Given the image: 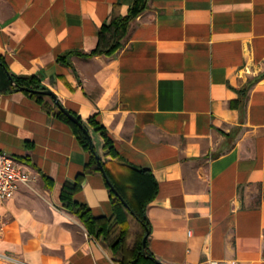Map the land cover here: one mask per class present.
<instances>
[{
	"label": "crops",
	"instance_id": "0c3cea01",
	"mask_svg": "<svg viewBox=\"0 0 264 264\" xmlns=\"http://www.w3.org/2000/svg\"><path fill=\"white\" fill-rule=\"evenodd\" d=\"M136 1L0 0V57L86 126L97 114L120 155L87 126L108 170L151 172L147 247L160 264H264V0H139L121 47L85 57ZM1 153L33 178L0 201V264H118L62 207L90 156L53 108L0 93ZM75 200L112 215L101 172Z\"/></svg>",
	"mask_w": 264,
	"mask_h": 264
},
{
	"label": "trees",
	"instance_id": "16d2710c",
	"mask_svg": "<svg viewBox=\"0 0 264 264\" xmlns=\"http://www.w3.org/2000/svg\"><path fill=\"white\" fill-rule=\"evenodd\" d=\"M143 10L144 4L138 0L125 17L113 16L110 23L104 24L99 30L96 49L85 57L112 56L121 47L129 23ZM58 61L65 63L66 58L60 57ZM9 77L13 79L14 84L10 83ZM18 87L33 90L47 89L35 77H18L11 74L4 59L0 57V93L17 92ZM21 92L34 99L46 111L53 108L56 117L70 126L78 143L90 156L84 172L77 175L73 182L63 184L60 193L62 207L81 221L92 238L101 241L111 251L118 264H160L148 251V247L144 249L142 246L143 238L148 239L149 236L146 209L156 197L158 189L151 172L133 166H123L121 172L112 173L97 155L88 132L87 126L101 136L107 156L113 159L120 158L106 128L97 121V114L88 119L86 126L76 113L69 111L81 124L79 126L65 116L51 97ZM100 166L105 170L108 179L105 181L113 210L109 218L94 217L86 205L75 200V195L80 191L85 176L100 172ZM133 227L136 228L134 233Z\"/></svg>",
	"mask_w": 264,
	"mask_h": 264
},
{
	"label": "built area",
	"instance_id": "2783aa9c",
	"mask_svg": "<svg viewBox=\"0 0 264 264\" xmlns=\"http://www.w3.org/2000/svg\"><path fill=\"white\" fill-rule=\"evenodd\" d=\"M33 177L8 154H0V201L12 199L20 185H27ZM208 264H236L233 261H210Z\"/></svg>",
	"mask_w": 264,
	"mask_h": 264
},
{
	"label": "water",
	"instance_id": "95a60500",
	"mask_svg": "<svg viewBox=\"0 0 264 264\" xmlns=\"http://www.w3.org/2000/svg\"><path fill=\"white\" fill-rule=\"evenodd\" d=\"M9 81L11 84H14V81L11 77H9ZM19 91H25L28 93H33V94H41V95H45V96H49L51 97V99L53 100L54 104H56L58 106V108L65 114V116L74 124L81 126V124L78 122V120L66 109H64L62 107V105H60L57 97L54 95V93L52 91H50L49 89H45V90H33V89H29L26 87H18ZM100 172L103 175V177L105 178L106 181H108L105 170L103 169L102 166H100ZM110 184V183H109ZM142 246L144 249H146L147 247V239L146 237L143 238L142 240Z\"/></svg>",
	"mask_w": 264,
	"mask_h": 264
},
{
	"label": "rangeland",
	"instance_id": "374dc122",
	"mask_svg": "<svg viewBox=\"0 0 264 264\" xmlns=\"http://www.w3.org/2000/svg\"><path fill=\"white\" fill-rule=\"evenodd\" d=\"M96 136H98V135H96ZM135 229H136V228L133 227V229H132V232H133V233H134V230H135ZM9 264H19V263H16V262L10 261Z\"/></svg>",
	"mask_w": 264,
	"mask_h": 264
}]
</instances>
